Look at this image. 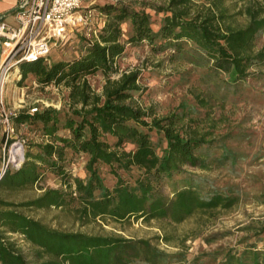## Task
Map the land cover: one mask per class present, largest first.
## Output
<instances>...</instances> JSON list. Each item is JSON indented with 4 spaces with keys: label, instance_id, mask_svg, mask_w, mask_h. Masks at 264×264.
Returning <instances> with one entry per match:
<instances>
[{
    "label": "trees",
    "instance_id": "obj_1",
    "mask_svg": "<svg viewBox=\"0 0 264 264\" xmlns=\"http://www.w3.org/2000/svg\"><path fill=\"white\" fill-rule=\"evenodd\" d=\"M149 6L163 14L157 27ZM93 8L106 15V21L93 35L81 37L77 55L52 60L49 55L17 65L22 81L33 76L42 87L65 86L68 107H43L33 113L21 109L12 117L13 124L25 125L39 139L26 145L19 167L11 165L0 176V264H34L16 235L34 248L35 264H162L171 257L151 239L61 230L25 213V208L78 203L82 225L140 219L182 223L195 214L209 218L230 210L241 199L233 189L204 188L187 169L210 170L215 163L236 161L226 144L210 139V131L184 123L187 113L158 116L153 107L142 105L136 99L144 91L141 70L113 75L127 44L146 43L154 52L171 49L172 60L197 56L211 74L224 75L226 85L237 88L259 76L253 67H264V47L257 48L264 32V0H167L163 6L140 7L119 0ZM240 16L246 24L238 23ZM124 24L129 25L127 34ZM98 72L105 76L101 92L89 79ZM217 147L223 148L219 158L211 155ZM76 154L88 156L86 178L74 176L69 168L70 155ZM49 173L64 187L40 185ZM36 186L43 192L35 198L9 199L15 191ZM162 238L170 242L174 237L166 233ZM260 241L264 238L214 253L212 264H264Z\"/></svg>",
    "mask_w": 264,
    "mask_h": 264
},
{
    "label": "rangeland",
    "instance_id": "obj_2",
    "mask_svg": "<svg viewBox=\"0 0 264 264\" xmlns=\"http://www.w3.org/2000/svg\"><path fill=\"white\" fill-rule=\"evenodd\" d=\"M119 0H91L94 5L118 2ZM134 2L138 7L149 5L163 6L167 0H121ZM240 4H238L239 6ZM147 10L152 13L155 27L158 26L163 14L157 13L150 6ZM106 15L98 9L93 12L92 27L102 26ZM240 25L246 24L245 17H238ZM127 34L129 25L124 24ZM86 29H75L69 32L65 40L55 44L50 52V59L71 58L81 49V37H89ZM124 37H126L124 35ZM264 47V32L257 39V48ZM171 49L154 52L146 44H127L124 54L117 59L118 71L113 77L118 78L124 70H141L140 83L144 91L137 94L136 99L146 107H153L158 116L169 113H187L184 123L199 128L202 132L210 131L209 138L226 144L236 155V161L227 160L215 163L210 170L187 168L189 173L196 177L206 189L220 188L233 189L241 196L237 205L226 211H217L213 216L201 217L199 214L188 218L182 223H173L167 220H152L144 222L115 223L96 220L82 225L77 218L78 203L64 208L28 209L23 211L53 228L68 231H83L91 234L116 233L135 239H151L153 245L171 255L162 264H192L197 258L198 264H212L210 255L231 248H241L264 238V67H253L259 76L250 78L239 87L226 85L222 77H215L208 71L207 63L197 56L187 55L185 58L172 60ZM93 87L101 92L105 83V76L98 72L89 76ZM4 105L0 110L18 113L21 109H31L38 106L68 107V89L65 86H40L33 76L22 81L17 66L10 71L5 84ZM195 119L197 122H191ZM14 132L8 139L1 140V145L7 149V158L15 153V149L22 147L23 155L26 145L33 139H39L38 134L29 133L25 125H15ZM155 140L158 135L153 133ZM25 139L23 146L15 142ZM4 151V150H3ZM223 148L211 149V155L219 158ZM0 149V155H1ZM88 156L86 154L70 155L69 168L74 176L87 177L85 169ZM24 161V159H23ZM3 164V155H2ZM2 165H0V170ZM108 177L109 185L113 180ZM44 188L64 187L61 179L49 173L41 181ZM40 186L19 190L11 193L12 201H25L40 195L43 190ZM169 194L170 187L165 188ZM172 233L173 239L166 242L162 237ZM261 233V234H258ZM30 261L36 263L34 248L22 236H14ZM263 241L259 242L262 247ZM182 255V256H181ZM138 264H148L139 261Z\"/></svg>",
    "mask_w": 264,
    "mask_h": 264
},
{
    "label": "built area",
    "instance_id": "obj_3",
    "mask_svg": "<svg viewBox=\"0 0 264 264\" xmlns=\"http://www.w3.org/2000/svg\"><path fill=\"white\" fill-rule=\"evenodd\" d=\"M91 0H18L14 10L15 24L8 23L0 15V110L4 105V87L14 66L26 60L45 58L55 44L67 38L70 31L86 29L87 34L97 32L92 27L93 12ZM2 104V105H1ZM35 106L30 111L36 112ZM17 113L1 114L6 126V144L14 132L12 117ZM25 139L15 142L23 146ZM3 164L0 176L9 166L19 167L24 159L23 151L7 158L6 145L3 149Z\"/></svg>",
    "mask_w": 264,
    "mask_h": 264
},
{
    "label": "crops",
    "instance_id": "obj_4",
    "mask_svg": "<svg viewBox=\"0 0 264 264\" xmlns=\"http://www.w3.org/2000/svg\"><path fill=\"white\" fill-rule=\"evenodd\" d=\"M18 0H0V15L5 16V20L8 23L15 24L14 10L16 8ZM6 126L3 123L2 118L0 119V136L1 140L4 138ZM0 165H2V155L4 146L1 145Z\"/></svg>",
    "mask_w": 264,
    "mask_h": 264
},
{
    "label": "bare ground",
    "instance_id": "obj_5",
    "mask_svg": "<svg viewBox=\"0 0 264 264\" xmlns=\"http://www.w3.org/2000/svg\"><path fill=\"white\" fill-rule=\"evenodd\" d=\"M15 151H16V152H20V151H22V147L18 146V147L15 149ZM16 152H15V153H16Z\"/></svg>",
    "mask_w": 264,
    "mask_h": 264
}]
</instances>
